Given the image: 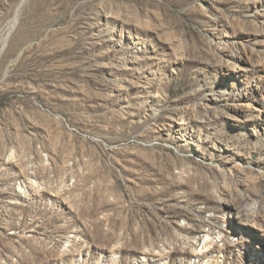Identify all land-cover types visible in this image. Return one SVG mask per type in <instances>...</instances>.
I'll return each instance as SVG.
<instances>
[{
    "label": "rangeland",
    "instance_id": "374dc122",
    "mask_svg": "<svg viewBox=\"0 0 264 264\" xmlns=\"http://www.w3.org/2000/svg\"><path fill=\"white\" fill-rule=\"evenodd\" d=\"M0 264H264V0H0Z\"/></svg>",
    "mask_w": 264,
    "mask_h": 264
},
{
    "label": "bare ground",
    "instance_id": "6f19581e",
    "mask_svg": "<svg viewBox=\"0 0 264 264\" xmlns=\"http://www.w3.org/2000/svg\"><path fill=\"white\" fill-rule=\"evenodd\" d=\"M16 19H17V18H16ZM206 239H207V241H208L210 238L208 239V237H206Z\"/></svg>",
    "mask_w": 264,
    "mask_h": 264
}]
</instances>
